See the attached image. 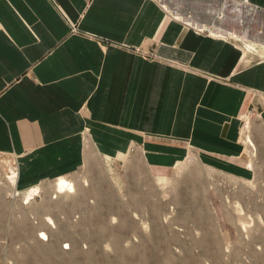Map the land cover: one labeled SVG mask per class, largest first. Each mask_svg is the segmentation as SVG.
<instances>
[{"label":"crops","instance_id":"0c3cea01","mask_svg":"<svg viewBox=\"0 0 264 264\" xmlns=\"http://www.w3.org/2000/svg\"><path fill=\"white\" fill-rule=\"evenodd\" d=\"M230 1L264 15V0ZM195 30L161 0H0V152L18 157L16 188L67 179L87 153L132 149L154 169L194 155L254 178L241 133L251 93L259 156L264 22L254 62L232 39Z\"/></svg>","mask_w":264,"mask_h":264},{"label":"rangeland","instance_id":"374dc122","mask_svg":"<svg viewBox=\"0 0 264 264\" xmlns=\"http://www.w3.org/2000/svg\"><path fill=\"white\" fill-rule=\"evenodd\" d=\"M161 1L196 33L232 39L251 62L263 56L253 39L264 15L248 4ZM257 100L250 93L248 115H241L249 166L259 172L252 179H237L194 155L154 169L132 149L111 160L87 153L80 170L63 178L73 189L59 192L57 177L19 190L7 178L13 164L19 177L18 157L0 152L7 176L0 174V264H264V148L258 156L253 135V120L261 119Z\"/></svg>","mask_w":264,"mask_h":264},{"label":"bare ground","instance_id":"6f19581e","mask_svg":"<svg viewBox=\"0 0 264 264\" xmlns=\"http://www.w3.org/2000/svg\"><path fill=\"white\" fill-rule=\"evenodd\" d=\"M7 177V176H6ZM7 178H12V177H7ZM9 184V186H10V188L13 190V184L10 182V183H8ZM67 188H69V189H73V187L71 188L70 187V185L67 183V181L66 180H64V179H61L60 181H59V183H58V189H59V192L60 191H62V190H65V189H67ZM36 192V190H33L32 192H30V193H27V194H25V199L27 198V199H29V200H31L32 198V196L34 195V193ZM71 192V191H70ZM15 195V193H13V196ZM41 236V238L43 237V234H41L40 235ZM44 238V237H43ZM45 239V238H44Z\"/></svg>","mask_w":264,"mask_h":264},{"label":"built area","instance_id":"2783aa9c","mask_svg":"<svg viewBox=\"0 0 264 264\" xmlns=\"http://www.w3.org/2000/svg\"><path fill=\"white\" fill-rule=\"evenodd\" d=\"M198 32H207V34H211L210 33V31L209 30H201V29H198ZM16 160H13L12 162H15ZM18 170H17V165H15V164H13V165H11L9 168H8V172H9V176L10 177H13L14 178V180L15 181H17V177H18V172H17ZM15 191H16V189H15ZM17 193H19L18 191H16ZM41 233H39V235H40ZM43 234H45V233H43ZM46 239H44L43 237L41 238V236H40V238L42 239V240H44V241H47V236H46V234H45V236H44Z\"/></svg>","mask_w":264,"mask_h":264}]
</instances>
